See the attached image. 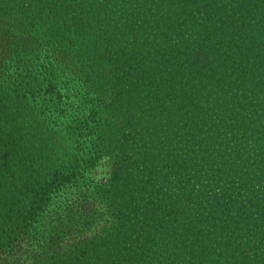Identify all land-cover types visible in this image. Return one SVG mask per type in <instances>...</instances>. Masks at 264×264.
I'll return each instance as SVG.
<instances>
[{"label":"rangeland","instance_id":"rangeland-1","mask_svg":"<svg viewBox=\"0 0 264 264\" xmlns=\"http://www.w3.org/2000/svg\"><path fill=\"white\" fill-rule=\"evenodd\" d=\"M44 1L56 7L65 27L78 31L67 43L83 51L78 65H89L88 75L100 78L104 105L102 142L96 146L100 158L95 165L81 166L80 180L82 188L98 191L94 202L100 214L87 228L68 232L65 252L99 242L103 264H200V252L203 264L264 261V252L254 250L264 234V114L244 119L251 110L264 113V91L220 93L206 76L199 81L185 69L169 83H185L186 89L180 86L172 95L161 91L169 74L160 70L159 48L180 38L173 33L162 38L154 30L178 13V5L169 0ZM159 1L164 2L155 13ZM140 5L152 17L145 24L152 27L148 35L155 34L144 43L145 35L130 36L122 22ZM200 15L192 12L195 22ZM180 18L185 30L180 35L193 38V21ZM37 33L41 39L42 31ZM119 92L126 96L116 97ZM118 99L126 105L121 112ZM58 135L44 133L41 142L56 137L55 153L73 159L68 139ZM25 178L31 189L24 196L27 207L37 200L33 195H38L42 178ZM53 210L50 206L37 227ZM0 264L36 261L20 251L2 255Z\"/></svg>","mask_w":264,"mask_h":264},{"label":"trees","instance_id":"trees-1","mask_svg":"<svg viewBox=\"0 0 264 264\" xmlns=\"http://www.w3.org/2000/svg\"><path fill=\"white\" fill-rule=\"evenodd\" d=\"M29 1L0 0V258L24 251L36 264H103L99 242L68 254L64 248L72 228H87L100 214L94 202L98 191L80 184L81 166L95 165L100 158L96 151L102 142L104 110L100 78L88 75L89 65H78L83 51L67 43L78 31L65 27L56 7L44 0ZM163 2L156 3L155 13ZM168 4L178 5V13L162 19L154 30L162 38L172 33L180 38L159 48L160 70L169 74L161 91L172 95L176 88L186 89L185 83H169L184 69L199 81L206 76L220 93L235 91L230 93L234 96L243 88L264 91V0H169ZM146 11L140 5L122 21L130 36L145 35L143 43L155 36L148 35L152 27L145 24L152 17ZM193 11L201 14L197 22ZM181 16L193 21V38L180 35L185 32ZM38 29L41 39H36ZM69 50L75 51L72 57ZM204 87L201 81L200 88ZM116 108L121 112L126 105L118 99ZM263 114L251 110L244 119L254 121ZM44 133L67 138L74 158L55 153L56 137L42 144ZM29 174L42 178V185L33 195L37 200L26 207ZM50 206L52 217L37 227ZM257 238L254 250L264 252V234ZM203 256L200 252V264Z\"/></svg>","mask_w":264,"mask_h":264}]
</instances>
